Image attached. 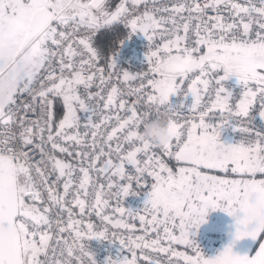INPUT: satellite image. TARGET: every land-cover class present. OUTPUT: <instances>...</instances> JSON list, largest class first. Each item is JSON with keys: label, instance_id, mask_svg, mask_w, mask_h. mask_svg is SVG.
Returning <instances> with one entry per match:
<instances>
[{"label": "snow or ice", "instance_id": "snow-or-ice-1", "mask_svg": "<svg viewBox=\"0 0 264 264\" xmlns=\"http://www.w3.org/2000/svg\"><path fill=\"white\" fill-rule=\"evenodd\" d=\"M116 22L148 40L147 71L96 45ZM253 109L264 119V0H0V264H97L91 239L120 244L103 264H264ZM160 115L163 147L138 135ZM215 210L236 231L210 256L195 237ZM245 237L252 254L234 252Z\"/></svg>", "mask_w": 264, "mask_h": 264}, {"label": "built area", "instance_id": "built-area-1", "mask_svg": "<svg viewBox=\"0 0 264 264\" xmlns=\"http://www.w3.org/2000/svg\"><path fill=\"white\" fill-rule=\"evenodd\" d=\"M173 0H161V3H171ZM141 11H143V7L141 6ZM119 23V22H118ZM121 27L123 28L125 32V38L123 40V44H120L117 48L118 52H116V60L120 67L128 69L129 71L136 72V71H147L146 67V56L145 53L148 50V40L146 37L141 33H136L131 36V38L128 37V33L130 31L129 28H127L124 24L119 23ZM100 31V30H99ZM97 45V44H96ZM98 46V45H97ZM101 67H105V63L101 62ZM138 83V81L136 82ZM230 84H234V81H230ZM94 91L96 89H93ZM237 92L240 90L239 86L235 89ZM126 99H134L125 97ZM175 100L176 98L173 97ZM190 102V98H189ZM253 116H255V120L253 123L260 129L264 130V119H262L256 109L252 110L251 113ZM231 137L238 138V133H234L229 129ZM67 158V157H63ZM73 160L75 157L72 158ZM129 170L132 171L131 166H128ZM95 173H93V176L95 177ZM54 179V177H52ZM100 182H103L102 178ZM138 194L136 195H129L125 197L124 199V205L126 207H131L133 209L139 208L143 205V201L145 199V196L142 191L137 190ZM114 207V202H113ZM78 211V209L76 210ZM92 219L94 222L99 223V220L95 215L93 214ZM137 228H140L139 222L137 221L136 224ZM141 234L140 232H137V235ZM195 239L198 241L201 249L210 256L215 255L222 242L225 239V231L221 229H208L206 231H202L200 228L198 230V234L196 235ZM86 243L90 247V249L95 252V258L97 260V264H103V261L108 256H116L117 253L120 251V244L118 241L116 242H110L108 240H100V239H91L87 240ZM183 250V249H180ZM163 259V257H162Z\"/></svg>", "mask_w": 264, "mask_h": 264}, {"label": "crops", "instance_id": "crops-1", "mask_svg": "<svg viewBox=\"0 0 264 264\" xmlns=\"http://www.w3.org/2000/svg\"><path fill=\"white\" fill-rule=\"evenodd\" d=\"M230 138L232 137L230 135L229 129L222 133V139L228 140ZM217 228L225 231V239L216 254H218L219 251H222L223 248L233 240L234 233L236 231L235 218L221 210L210 212L207 217V222L202 224L200 226V229L202 231H206L208 229ZM254 247L255 241L251 237H245L241 240L236 241L233 246V251L238 254H252Z\"/></svg>", "mask_w": 264, "mask_h": 264}, {"label": "clouds", "instance_id": "clouds-1", "mask_svg": "<svg viewBox=\"0 0 264 264\" xmlns=\"http://www.w3.org/2000/svg\"><path fill=\"white\" fill-rule=\"evenodd\" d=\"M138 135L140 139L159 147L166 146L172 139V121L164 115L148 118L143 128L138 130Z\"/></svg>", "mask_w": 264, "mask_h": 264}, {"label": "trees", "instance_id": "trees-1", "mask_svg": "<svg viewBox=\"0 0 264 264\" xmlns=\"http://www.w3.org/2000/svg\"><path fill=\"white\" fill-rule=\"evenodd\" d=\"M125 38V32L121 25L116 22L110 27H105L99 31L96 44L106 55L116 53L117 48Z\"/></svg>", "mask_w": 264, "mask_h": 264}, {"label": "rangeland", "instance_id": "rangeland-1", "mask_svg": "<svg viewBox=\"0 0 264 264\" xmlns=\"http://www.w3.org/2000/svg\"><path fill=\"white\" fill-rule=\"evenodd\" d=\"M118 2H119V0H113V10H114L115 4L118 3ZM231 80L235 82L236 78L233 77Z\"/></svg>", "mask_w": 264, "mask_h": 264}]
</instances>
